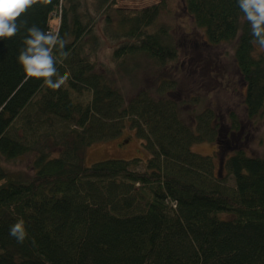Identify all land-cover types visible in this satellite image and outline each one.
Returning a JSON list of instances; mask_svg holds the SVG:
<instances>
[{
    "label": "trees",
    "instance_id": "obj_1",
    "mask_svg": "<svg viewBox=\"0 0 264 264\" xmlns=\"http://www.w3.org/2000/svg\"><path fill=\"white\" fill-rule=\"evenodd\" d=\"M117 1L37 0L20 17L71 37L59 66L70 78L59 90L26 79L17 60L26 28L0 40V158L36 152L27 178L0 166V264H264V157L236 145L234 111L222 120L202 97L177 96L174 78L153 77L127 97L121 82L136 87L138 58L172 73L179 55L167 26L156 24L165 0L138 9ZM183 6L206 45L233 42L246 116L263 115L264 51L236 0ZM103 43L112 66L99 69L91 58ZM126 121L147 157L85 166L87 148L120 136ZM204 141L230 154L223 167L233 184L214 174L211 156L191 151ZM20 218L22 244L9 234Z\"/></svg>",
    "mask_w": 264,
    "mask_h": 264
},
{
    "label": "rangeland",
    "instance_id": "obj_2",
    "mask_svg": "<svg viewBox=\"0 0 264 264\" xmlns=\"http://www.w3.org/2000/svg\"><path fill=\"white\" fill-rule=\"evenodd\" d=\"M160 0H118L116 7L126 9H138ZM112 18L113 28L116 27ZM56 20H52L55 24ZM156 24L167 26L170 42L178 50V59L172 66V73L169 70L158 69L146 57L138 58L139 68L133 74L136 87L132 84L130 77L124 78L121 82L127 97L133 96L139 88L151 85L153 77L158 75L164 78H174L177 84L175 90L177 96L196 97L200 96L204 104L215 110L222 116L232 110L234 111L242 127L238 134H235L236 145L245 150L250 156L264 157V114L253 118L246 116L244 105L241 103V94L238 92L241 79L235 66L233 58V42L222 43L215 47L204 43V31L198 29L193 19L186 13L183 0H165V5L160 8ZM111 44L103 43L91 59L103 63L99 69L105 66H112ZM160 77V78H161ZM155 81V80H154ZM241 86V85H240ZM237 90V91H236ZM174 94V93H173ZM90 93L84 91L80 100L87 102ZM192 109V106H187ZM191 113L189 121L193 120ZM217 147L211 142L195 143L191 151L211 156L214 164V174L225 176L229 184L233 179L227 175L223 167L227 156H220L216 153ZM59 149L52 152L53 156L58 154ZM36 152L24 155L11 161L0 158V166L16 178H27L32 175V160ZM147 153L144 150L142 141L135 135V131L128 121L122 134L116 138L104 142L94 143L89 146L84 155V165L89 167L92 164L108 159L131 160L133 158L145 159ZM223 218L230 219L232 216L223 215Z\"/></svg>",
    "mask_w": 264,
    "mask_h": 264
},
{
    "label": "clouds",
    "instance_id": "obj_3",
    "mask_svg": "<svg viewBox=\"0 0 264 264\" xmlns=\"http://www.w3.org/2000/svg\"><path fill=\"white\" fill-rule=\"evenodd\" d=\"M44 2L51 3V0ZM36 3L37 0H0V40L10 39L21 28H26L23 47L17 57L26 79L42 80L50 89L59 90L70 78L69 72H59V66L67 58L64 49L71 37L62 36L59 30L45 31L36 24L27 26V21H20V17ZM236 4L243 14L242 22L246 21L250 26L251 43L264 51V0H236ZM9 234L18 243L25 241L28 233L23 218L11 225Z\"/></svg>",
    "mask_w": 264,
    "mask_h": 264
}]
</instances>
